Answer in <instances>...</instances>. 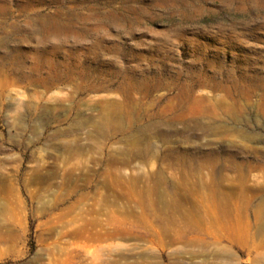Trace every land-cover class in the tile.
Returning a JSON list of instances; mask_svg holds the SVG:
<instances>
[{
  "label": "rangeland",
  "instance_id": "obj_1",
  "mask_svg": "<svg viewBox=\"0 0 264 264\" xmlns=\"http://www.w3.org/2000/svg\"><path fill=\"white\" fill-rule=\"evenodd\" d=\"M0 264H264V0H0Z\"/></svg>",
  "mask_w": 264,
  "mask_h": 264
},
{
  "label": "bare ground",
  "instance_id": "obj_2",
  "mask_svg": "<svg viewBox=\"0 0 264 264\" xmlns=\"http://www.w3.org/2000/svg\"><path fill=\"white\" fill-rule=\"evenodd\" d=\"M192 191L193 190H141V193L144 194L143 197L144 200H141L136 203L138 206L142 205V207H140L141 208L140 213L135 214L132 210H129L128 215L134 217L135 220H139L143 216L147 217V215L154 218L155 220H161L164 224V227H163L162 236L159 237H165L170 244H175L176 242H178L179 236H178V232H176L174 228L172 229V227L175 224L177 225V222H179L180 219L185 218L184 209L179 206V199H181L183 195H185V192H187L188 194L191 193V198H192L191 203H192L193 202ZM215 194L216 191L212 190L208 198L216 202L217 200L215 198L216 196ZM84 199L85 197L82 196L80 201H83ZM71 211H72L71 208L68 209L66 214H69ZM93 214L95 215V217L96 215H98L97 212H93ZM108 219L112 221L111 215L108 216ZM93 223H94V227L99 226V228L101 229L100 224H98L99 221L96 218L93 219ZM79 234L80 231L72 233V235H76V236ZM112 234L113 231H111V229L109 228L106 229L104 236L110 237L112 236ZM102 236L103 235L100 234L99 231L94 229V231L93 230L89 231L87 233V236H84V238L91 241L95 238H99ZM214 255H216V253L215 254L212 253V256Z\"/></svg>",
  "mask_w": 264,
  "mask_h": 264
}]
</instances>
